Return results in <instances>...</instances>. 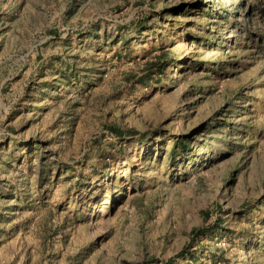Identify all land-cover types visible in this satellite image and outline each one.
<instances>
[{"label": "rangeland", "instance_id": "374dc122", "mask_svg": "<svg viewBox=\"0 0 264 264\" xmlns=\"http://www.w3.org/2000/svg\"><path fill=\"white\" fill-rule=\"evenodd\" d=\"M0 264H264V0H0Z\"/></svg>", "mask_w": 264, "mask_h": 264}]
</instances>
